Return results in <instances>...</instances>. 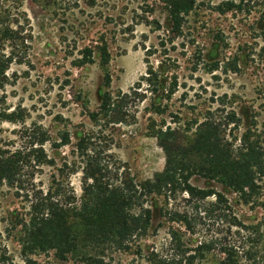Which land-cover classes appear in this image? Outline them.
<instances>
[{
    "label": "rangeland",
    "instance_id": "374dc122",
    "mask_svg": "<svg viewBox=\"0 0 264 264\" xmlns=\"http://www.w3.org/2000/svg\"><path fill=\"white\" fill-rule=\"evenodd\" d=\"M3 2L21 22L24 43L0 88V150L20 152L24 164L21 184L0 187V264H26L17 220L35 192L59 187L63 200L82 196L80 137L107 148L112 171L121 164L142 184L164 170L156 133L167 127L195 131V123L212 117L233 143L250 132L264 148V0H195L181 33L174 32L165 0ZM124 95L131 96L123 109L129 117L111 123L103 105ZM40 150L51 164L36 163ZM190 182L222 193L227 203L207 215L201 210L214 196L189 203L180 191L150 195L147 235L127 251L107 249L99 264H188L190 256H197L191 264H221L229 258L226 247L234 249L230 258L247 264L251 239L259 242L252 263L264 264V178L248 204L216 181L195 176ZM174 213L189 225L171 221ZM211 240V251L198 252ZM29 258L80 263L54 251Z\"/></svg>",
    "mask_w": 264,
    "mask_h": 264
},
{
    "label": "trees",
    "instance_id": "16d2710c",
    "mask_svg": "<svg viewBox=\"0 0 264 264\" xmlns=\"http://www.w3.org/2000/svg\"><path fill=\"white\" fill-rule=\"evenodd\" d=\"M165 2L175 25L174 32L181 33L183 16L193 10L195 0ZM20 23L12 17L3 0H0V88L4 86L6 71L15 61L14 50L24 43ZM7 48L11 49L10 53L6 52ZM107 55V52H103V67L109 63ZM80 63L83 65L87 60ZM149 74L157 77L153 69L149 70ZM130 97L121 96L113 100L112 104L105 101L103 109H109L111 123L120 124L126 121L125 117H129L123 109L129 105ZM195 125V131L189 129L182 132L167 127L165 131L156 133L166 163L164 170L148 184L137 182L121 164L112 171L110 162L105 159H113L107 153V148L97 149L87 138L80 137L78 149L83 158V193L80 199L77 200L74 195L63 200L59 187H51L46 192L39 190L31 197L25 217L17 220L22 231L21 242L26 264H37L29 258L35 252L54 251L60 260L73 257L79 260L78 264H99L102 261L98 256L107 249L127 251L132 241L147 235L151 227L153 214L152 210L144 208V199L153 194L180 191L188 195L189 203L194 200L202 202L214 196L216 200L201 210L207 215L227 203L222 193L193 186L190 180L195 176L216 181L236 194L243 203H250L257 193L258 180L264 178V148L251 140L250 132L245 134L240 143H233L223 131V123L215 118H205ZM44 141L40 145H44ZM68 141L66 137L65 143L68 144ZM36 159V163H52L47 160L43 150H40ZM23 164L20 152L8 156L0 150V187L5 184L13 187L22 183ZM177 219L189 225L188 218L181 214L174 213L170 217L174 222ZM249 242L247 264H254L252 262L256 261L254 258L258 255L255 246L259 242L253 239ZM215 244L214 240L204 242L198 252H209ZM231 251L234 249L226 247L222 250L229 258L221 264H240L230 258L235 253ZM196 258L190 256L188 264Z\"/></svg>",
    "mask_w": 264,
    "mask_h": 264
},
{
    "label": "crops",
    "instance_id": "0c3cea01",
    "mask_svg": "<svg viewBox=\"0 0 264 264\" xmlns=\"http://www.w3.org/2000/svg\"><path fill=\"white\" fill-rule=\"evenodd\" d=\"M165 168V167H164Z\"/></svg>",
    "mask_w": 264,
    "mask_h": 264
}]
</instances>
